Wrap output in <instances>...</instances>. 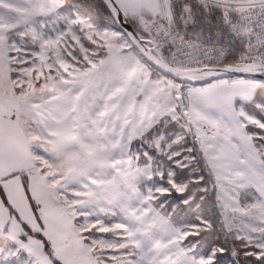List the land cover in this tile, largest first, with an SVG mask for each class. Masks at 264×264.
<instances>
[{
  "label": "snow or ice",
  "instance_id": "obj_1",
  "mask_svg": "<svg viewBox=\"0 0 264 264\" xmlns=\"http://www.w3.org/2000/svg\"><path fill=\"white\" fill-rule=\"evenodd\" d=\"M0 264H264V0H0Z\"/></svg>",
  "mask_w": 264,
  "mask_h": 264
}]
</instances>
